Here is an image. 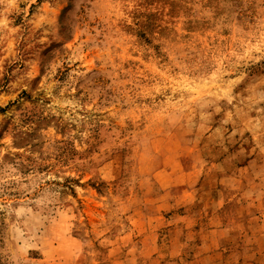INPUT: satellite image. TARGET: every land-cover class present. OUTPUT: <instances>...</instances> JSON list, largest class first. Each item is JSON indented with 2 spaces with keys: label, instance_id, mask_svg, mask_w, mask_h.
Returning <instances> with one entry per match:
<instances>
[{
  "label": "rangeland",
  "instance_id": "374dc122",
  "mask_svg": "<svg viewBox=\"0 0 264 264\" xmlns=\"http://www.w3.org/2000/svg\"><path fill=\"white\" fill-rule=\"evenodd\" d=\"M0 264H264V0H0Z\"/></svg>",
  "mask_w": 264,
  "mask_h": 264
}]
</instances>
